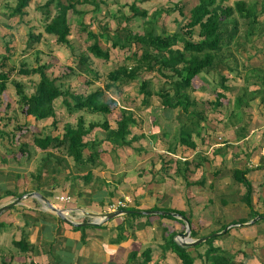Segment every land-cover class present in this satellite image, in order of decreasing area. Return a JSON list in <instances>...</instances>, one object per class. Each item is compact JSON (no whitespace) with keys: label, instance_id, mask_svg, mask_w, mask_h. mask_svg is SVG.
Segmentation results:
<instances>
[{"label":"crops","instance_id":"obj_1","mask_svg":"<svg viewBox=\"0 0 264 264\" xmlns=\"http://www.w3.org/2000/svg\"><path fill=\"white\" fill-rule=\"evenodd\" d=\"M28 8L24 11L25 15L29 13ZM259 30L260 34H264V26ZM262 45L264 46V42ZM229 49L230 46L228 52ZM229 74V71L228 74L223 71V75L228 78L226 86L235 88V93H226L227 98L234 100V106L228 105L229 108L224 104L212 113L214 107L209 104L211 113L207 123V135L211 139L207 145H203L200 138L194 137L198 148L187 160L191 163L189 184L184 177L176 173V164L168 172L164 171V164L177 158L173 157V153L166 154L156 146L158 135L163 131L165 140L175 148L177 142L174 130L178 126L175 121L172 133L169 129L172 123L169 122H159L153 133L147 132L151 130L148 126L142 127V130L134 132V135H144L145 138L134 143L132 147L113 146L105 140L103 130L95 129L85 139L86 142L100 144V155L94 165L84 162L78 166L63 149L43 151L38 148L34 143L35 136L43 138L48 135L59 138L63 135V132L55 134L52 128L53 133L45 134L41 128L39 133L32 132V140L19 138V143L13 140V134L12 137H6L5 141L12 149L10 154L13 162L0 155V208L19 198L22 200L0 216V222L4 225V229L0 230V264L4 261L10 264H27L25 254L14 250V240L26 241L35 264H141V254L147 249L152 251V264H180L175 254L166 250V238L170 234H177L175 241L178 243V236L185 233L181 230L183 226L186 227L185 223H181L178 218L142 216L127 219L128 215L104 221L99 226L77 225L98 221L100 215L107 213V207L111 203L123 201L126 202L127 208H137L143 212L155 208L187 211L185 213H188L199 239L208 237L207 232L203 233L204 228L199 229L201 225H211L206 218H199L201 210L207 213V204L215 203L214 197L221 203L228 200L237 204L240 200L243 202L246 188L235 180L236 171H242L244 178L251 183L252 206L253 210L259 213L257 218L260 219L257 221L259 223H253L251 220L243 224L242 228H236L231 236L241 235L244 245L245 241L249 244L264 241V77L256 75L249 79L247 85L246 74ZM246 85L251 86L254 93L262 88L263 91L248 107H238L235 100L239 94H243L242 89ZM210 100L216 101L214 96ZM238 114H241V117L238 118ZM166 116L164 114V119ZM40 122H45L43 126L49 124V120ZM168 133L170 136H167ZM1 140L0 137V142ZM22 146L27 148H22V153H19ZM197 153L205 157L203 167L200 165L196 168L199 162ZM89 157L90 152L86 151L85 159ZM38 158L40 163H37L35 172L32 170L29 174V163L34 165ZM202 179L204 184L199 185ZM34 193L45 197L63 213L74 217L78 220L75 226L82 229L76 230L69 226L73 224L65 222L48 210L40 198L29 196ZM60 195H69L74 203L65 205L56 202V197ZM123 226L126 230V240L119 242L118 228ZM220 229L212 228L210 232L221 233ZM217 243V247H221L219 241ZM226 250L233 253V248ZM132 251L137 252L139 256L137 262L130 263ZM248 252L252 258L247 264H264L263 249L259 255L256 254L257 249ZM139 259L142 260L139 262Z\"/></svg>","mask_w":264,"mask_h":264},{"label":"trees","instance_id":"obj_2","mask_svg":"<svg viewBox=\"0 0 264 264\" xmlns=\"http://www.w3.org/2000/svg\"><path fill=\"white\" fill-rule=\"evenodd\" d=\"M31 1L16 0L15 6L10 8L9 17L11 19H23L25 16L24 11L29 7ZM191 1H193L192 4ZM191 1L183 0L181 6L171 5V7L156 8L152 12L137 6V3L126 5L131 12V19L140 18L144 20L145 33L135 37L128 36L126 46H119L116 42L112 44L111 48L113 49L118 48L128 51L124 63L115 64L114 69L103 76V88L89 92L87 95L64 91L63 87L58 84L59 79L47 75V72L54 68L52 63L42 64L39 61L38 65L32 69L24 62L19 67L11 66L10 62L14 52L11 51L9 43H6V54L0 55V97L6 92L7 85L12 84L21 104L24 105L25 114L28 117L37 122L49 120L53 129L63 130V135L59 138L47 135L39 139L35 136L34 143L38 148L43 151L63 149L67 156L72 158L78 166L84 162L94 165L100 155L98 151L100 144L86 142L85 139L95 129L103 130L106 135L105 140L116 147H132L134 143L145 138L144 135H134L136 129L142 130V121H139L138 112L132 108L118 105L115 99L107 97V93L112 90L117 95H122V88L134 82H139V94L143 98L142 105L147 108L150 107L153 104L154 97H157L160 100L161 109L163 108L166 111L165 114L169 115V123H172L169 126L170 133H172L174 121L179 123L176 128L177 145L175 148L173 144L165 140L163 131L158 135L156 146L166 154L173 153V157L177 158V160L173 159L165 163L164 171L168 172L176 164V173L184 177L186 183L189 184L188 174L191 171V163H188L187 160L198 148V145L194 142V137L200 138L203 145H207L208 140L211 139L207 135L209 132L207 123L211 109L209 111L205 109L198 110L197 106L200 100L198 96L202 94L201 91L204 95L210 93L209 101H207V96H204L203 101H207L208 104L214 107L212 113L218 111L224 104L227 107L233 105L234 100L227 98L226 93H235V88L226 86L228 78L223 75L220 67L223 63L226 64L225 54L228 52V47L239 34V24L235 19V15L237 14L239 18L245 21V27L250 31L248 34H256L259 38L262 35H260L261 31L259 30L261 27L259 17L264 15V0L260 3L254 2L251 4L246 3L244 0H238L235 2L234 7L225 6L226 0ZM108 2V0H47L38 7L41 14L45 12V17L48 20L43 29L44 34L52 37L57 45L72 51H75V47L70 40L72 36L71 26L75 20L76 24L86 34L85 40H87L85 53L75 57L78 62V69L88 76H93L96 80H100L101 76L91 68L92 58L104 60L107 64L113 63L112 53L109 49L103 47V41H106L105 44L110 43V29L105 27L103 32L94 33L85 25L84 19L88 15L101 14L102 7H107ZM176 12L186 22L182 24V22L177 21L178 29L174 33H168L165 29V23L162 22L163 25L159 24L165 16H170ZM160 26L163 27L159 30ZM232 26L233 28H231ZM80 29L78 32L79 37L82 34ZM120 30L121 28L118 26L116 31ZM247 30L246 32H248ZM42 38V34L35 35L32 31L28 35L30 44H38ZM246 69L244 74H246L247 85H249V79L256 75L264 77V67H246ZM237 74L238 76L242 75L240 72H237ZM15 75L21 76V78L38 77V81L34 84V92L29 95L25 93L24 85L14 79ZM155 75L160 78L162 83L156 91L151 87V79L145 78L146 76L153 78ZM64 78L62 77L61 80ZM201 78H204L208 83L215 82L218 89L215 88L216 91L209 90L207 92L204 86H208L205 81L200 80ZM199 80L204 84L203 88L197 87L196 81ZM247 85L242 89L243 94H239L235 100L238 107H248L249 103L263 91L262 88L254 93L252 87ZM212 96L215 97V102H211L210 98ZM59 100H61L60 106L57 105ZM119 107L118 119L114 123L110 122L108 116H111L114 110ZM176 111H179L177 115L175 114ZM82 113L97 115L101 117L100 122H87ZM182 115L186 118L185 121L181 120L180 116ZM69 116L76 117V121L74 123L67 122L66 119H69ZM61 124L62 127L59 128ZM167 136H170V134L168 133ZM22 148L27 147L22 146L19 148V153H22ZM86 151L90 152V157L87 160L85 159ZM197 155L199 162L196 168H199L200 165V167H203L205 157L201 153H197ZM183 159L185 161H182ZM244 175L242 171H236L234 176L235 180L244 184L246 188L243 202L250 210L246 214L248 218L223 226L219 232L230 228L224 236H228L236 228H242L243 224L260 216L259 213L253 210L252 186L244 178ZM202 180L199 185L204 184V179ZM125 210L140 212L137 208H127ZM151 211L169 212L186 218L191 227V238H200L193 229L192 221L187 213L166 208H155ZM141 217L138 214H131L127 219ZM161 218L175 219L173 216H161ZM180 222L182 223V221ZM232 225L234 226L231 227ZM69 226L76 230L82 229L75 225ZM2 229H4V225L0 222V230ZM125 231L124 226L118 228L117 238L119 242L126 240ZM176 236L177 234L172 233L166 238V250L174 253L180 264H247L251 260L248 259V252L243 253V251L237 250L228 254L221 247H204L205 244L207 246L210 241H214L216 238L192 248H185L175 241ZM12 244L16 252H20L22 255L25 254L28 259L27 264H35L30 256V246L26 241L14 240ZM203 247L205 251L201 252ZM220 251L221 253H219ZM225 254L230 256L226 257ZM138 256L137 252L132 251L130 253V263L136 261ZM141 258L143 259L141 264H152V251L147 249L141 254ZM1 264L10 263L4 261Z\"/></svg>","mask_w":264,"mask_h":264},{"label":"rangeland","instance_id":"obj_3","mask_svg":"<svg viewBox=\"0 0 264 264\" xmlns=\"http://www.w3.org/2000/svg\"><path fill=\"white\" fill-rule=\"evenodd\" d=\"M46 1L47 0H32L28 8V11L29 13H31V15L28 13L23 19H11L9 17L11 12L10 8L15 6L16 0H3L2 2L0 1V55L6 54L5 45L6 43H9L11 51L14 52V54H12L13 57L11 58L10 62L11 66L19 67L20 64L24 62L30 69H32L38 65L37 63L39 61H41L42 64L52 63L54 68L52 70H49L47 72V75L51 78L59 79L58 84L63 87L64 91L67 90L78 95H87V93L89 92H93L99 88H103V76H105L111 69H114L115 64L118 65L124 63L128 51L118 48H111L113 43L116 42L119 44V46H126L125 44H127L126 39L128 36L132 35L133 37H135L138 35H143L145 33V27L143 26L144 20L140 18L131 19V12L126 5L137 3V6L152 12V10L156 8H166L167 6L171 7V5L181 6L183 4V0H114L113 2H110L112 0H108V6L102 7L101 14H97L95 16H86L84 19V23L94 33L103 32V29L105 27H108L110 29V43L105 44L106 41H103V47L109 49L112 53L113 63L107 64L104 60H97L92 58L91 68L97 71L101 76L100 80H96L93 76H88L78 69V62L75 57H77V55L85 53L87 40H85L86 34L80 29L78 24H76L75 20L72 22V36L70 37V40L73 42V45L75 47V51L57 45L52 37L44 34L43 29L45 28L48 20L45 17V12L41 14L38 11V7L39 5H43ZM236 1L238 0H226L225 6L234 7ZM244 1L248 4H251L254 2L260 3L263 0ZM192 2L193 1H191V4ZM186 5L189 7L188 4ZM52 13H54V11H52ZM116 19L119 20L117 21ZM235 19L239 24V34L230 45L229 52L225 54V62L227 66L223 63L220 67L222 72L224 71L225 74H228L229 71L233 76L237 75L236 72H240L242 74L246 73V70L248 69H246V67H264V46L262 45V43L264 42V34H260L261 38L257 37L255 34H248L250 31H248L249 29H246L244 24L245 21L239 18L237 14L235 15ZM177 21L182 22V24L186 22V20L182 19V17L179 16L178 12H176L175 14H172L170 16H165L163 20H161V23L159 25H163L165 23L166 31L168 33H174L178 29ZM259 23L261 24V26L264 25V15L259 17ZM118 26L119 28H121L120 31H116ZM161 27L163 26H160L159 30L161 29ZM231 28H233V26ZM79 29L82 32L81 37L78 36L80 35L78 33ZM246 30L248 32H246ZM31 31L35 35L42 34L43 38L38 44L29 43L28 35ZM62 77L65 78L61 80ZM145 78L151 79V87L155 91L158 90V88L162 84L160 78L156 75L153 78L150 76H146ZM14 79L24 85L25 93H27L28 95L34 92V84H36V82L38 81V77L36 76L30 78H21V76L15 75ZM200 80L205 81V84L208 87L204 86V84ZM200 80L196 81V84L198 85L197 87L203 88L204 86L207 92L209 90L216 91L218 89L216 88L217 85L215 82L208 83L204 78H201ZM7 86L8 88L6 92L0 97V137L2 139L0 142V155L3 158H6V160L9 159L11 160V162H13L10 154V152H12V149H10V145H8L7 141H5L6 137H12V134H15V136H13V140L18 143L20 142L19 138L25 137L27 138V140H32V132L39 133L41 131V128H43L45 134L51 133L52 126L50 122L47 125L45 124L46 126H43L45 122H34V119H31L29 121L28 119H30L31 117L29 118L25 114L23 108L24 105L21 104L20 98L17 96L15 88L12 84H8ZM122 91V95H117L115 91L112 90L111 92L107 93V97L115 99L118 102V105L132 108L133 110L138 112V116L140 118L139 121H142V127L144 128L148 126L147 128H151L150 131H147L148 133H153L159 122L160 124L163 122L167 124L169 122V115H167L165 117L166 119H164V114L166 111H164L163 108L161 109L159 98L154 97L153 104L148 108L142 105L143 98L142 95L139 94V82H134L132 84H129L128 86H125L124 88H122ZM201 92L202 94L198 96L200 97L199 105L197 106L198 110L201 111L205 109L206 111H209V104L207 101H209L210 93H206L204 95L203 91ZM204 96H207V101H203ZM60 104L61 100L57 102L58 106H60ZM17 106H21V108L18 109L16 108ZM119 110L120 107L114 110L115 113L113 112L112 116L108 118L110 122L114 123L118 119V113H120ZM178 112L179 111H176L175 114L177 115ZM82 115L87 122H100V118L97 115L88 113H82ZM239 117H241V114H238V118ZM68 118L69 119H66L67 122L74 123L76 121V117L69 116ZM180 118L182 121H185L186 119L183 115L180 116ZM176 124L179 125L178 122H176ZM60 127H62V124L59 126V128ZM52 130L55 134L63 132L62 129H59L57 131L56 129L52 128ZM136 131L140 132V130H135L134 132ZM174 131L176 135L177 131ZM185 131L187 132V130ZM13 153H15V151H13ZM39 155L38 157H40ZM36 160L37 161L34 165L32 164V162L29 163L31 167L29 174L32 170L33 172H35L37 163H40L39 158ZM29 177L30 175L26 177L27 180L29 179ZM214 202L215 203H212L210 205L207 204V213H205L202 209L201 216H199V218L202 219L206 218L211 223V225L207 227L205 224L199 227L200 230L204 228V234L207 232L210 235V229L212 228L220 229L223 226L230 225V223L232 222L248 218L246 214L250 210L241 200L238 201V204L237 202L231 200H228L227 202L225 201V203H221L218 198L214 197ZM233 226L234 225H232L231 227ZM181 230L186 231V227L183 226ZM224 231H222L221 233L211 234H219V237L216 239L213 238L214 241H210L205 247H217V242L219 241V245H221V248L223 247V251H226L227 253L229 252L226 249L232 248L233 251L242 250L243 253H247L252 249H257V255H259L262 249L264 250V241L258 243L254 242L252 244H249L245 241L244 245V242L241 240V235L231 236L234 233L232 232L228 236H224ZM201 233L202 232H200V234ZM233 238L235 239L233 240ZM192 240L195 239L192 238ZM240 241H242L241 244ZM238 247L240 249H238ZM204 251L205 248H201V252ZM219 253H221V251ZM247 254L248 259H251L252 257L249 256V252ZM225 256L229 257L230 255L225 254ZM141 260L142 259H139V262Z\"/></svg>","mask_w":264,"mask_h":264},{"label":"water","instance_id":"obj_4","mask_svg":"<svg viewBox=\"0 0 264 264\" xmlns=\"http://www.w3.org/2000/svg\"><path fill=\"white\" fill-rule=\"evenodd\" d=\"M30 197H37V198H40L46 208L50 211H52L53 213H55L59 218H61L62 220H64L65 222L67 223H70V221L67 219V217L64 216L63 214V211L54 207L49 200H47L45 197L41 196L40 194L38 193H34V194H31L29 195ZM22 198H19L17 199L16 201L8 204V205H5L4 207H1L0 208V216L12 209L13 207H15L17 204H19L21 202ZM131 214H138L140 216H173L174 218H178L180 219L181 221H183L185 223V226H186V231L185 233H182L178 236V244L182 247H185V248H192V247H195V246H198V245H201L203 243H206L208 240L210 239H213V238H216L217 236H219V234H215V235H211L209 237H204V238H201V239H198V240H192L191 238V227H190V224L188 222V220L186 218H183V217H179L177 214H172V213H169V212H163V211H146V212H143V211H127V210H119V211H116V212H112V213H105L103 215H100V219H98V221H94V222H91V223H83V224H79L77 226L79 227H89V226H99L102 222L104 221H110L112 219H115L117 217H120V216H128V215H131ZM91 215V214H90ZM260 218H256L254 219L252 222L253 223H256ZM230 228H227L223 234H225Z\"/></svg>","mask_w":264,"mask_h":264},{"label":"built area","instance_id":"obj_5","mask_svg":"<svg viewBox=\"0 0 264 264\" xmlns=\"http://www.w3.org/2000/svg\"><path fill=\"white\" fill-rule=\"evenodd\" d=\"M55 201L65 204V205H71L74 203L73 199L69 195L57 196ZM107 208H108L107 213H112V212H116L119 210L127 209V204L126 202H123V201H117V202L111 203ZM64 215L68 218L71 224L76 225L78 223V220H76L74 217H71L69 214L64 213Z\"/></svg>","mask_w":264,"mask_h":264},{"label":"bare ground","instance_id":"obj_6","mask_svg":"<svg viewBox=\"0 0 264 264\" xmlns=\"http://www.w3.org/2000/svg\"><path fill=\"white\" fill-rule=\"evenodd\" d=\"M64 214V213H63ZM65 216V215H64ZM66 217V216H65ZM68 219V218H67Z\"/></svg>","mask_w":264,"mask_h":264}]
</instances>
